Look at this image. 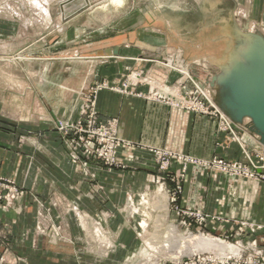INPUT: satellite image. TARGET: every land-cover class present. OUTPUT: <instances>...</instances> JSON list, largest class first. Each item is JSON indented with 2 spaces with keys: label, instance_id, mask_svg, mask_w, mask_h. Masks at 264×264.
<instances>
[{
  "label": "rangeland",
  "instance_id": "obj_1",
  "mask_svg": "<svg viewBox=\"0 0 264 264\" xmlns=\"http://www.w3.org/2000/svg\"><path fill=\"white\" fill-rule=\"evenodd\" d=\"M73 1L50 0L48 19L39 18L24 27L27 19L34 18L27 0H0V6L4 7L0 13V67L4 70L34 76L37 81L46 72L52 80L67 84L69 90L91 79L96 65L104 72L84 89L79 99L78 118L56 119L55 128L68 160L75 168L79 167L90 189L79 191L74 197L53 190L48 197L50 207L37 201L41 206L36 211L35 229L42 238L43 250L73 256L81 254L90 259L85 264H233L234 258L226 257L239 253L236 242L241 236L237 231L229 237H218L205 229L198 231L197 224L183 213L189 209L178 207L174 201L178 198L174 194L178 186L169 188L161 181L112 201L98 180L92 162L118 169L128 165L120 159L119 149L118 166L108 165L96 157H85V150L75 149L76 128H80L78 123L86 121L90 111L87 105L91 107L93 101L91 93L98 86L133 92L136 86L144 85L148 91L137 94L184 108L203 105L210 111L219 109L231 121L238 139L230 131L228 137L247 146L248 162V155L255 162L261 161L264 132L258 120L247 113L231 111L227 102H242L243 91L236 77L258 82L254 73H262L264 69L258 50L245 38L249 33L264 38L261 19L264 4L255 3L248 9L240 0H88L85 9L75 13L79 9H73L76 4ZM9 5L22 16L13 13ZM258 11L262 12L260 16ZM76 14H79L77 18ZM128 33L131 35L123 36ZM111 38L114 41L127 39L126 44L134 45L129 53L139 60L124 63L109 58L99 64L82 58L91 55L93 47ZM138 54L152 58L153 62L139 64L142 62ZM154 61L160 62L164 71L178 76L163 82L159 74L149 73V69L155 67ZM114 65H121L122 69L112 73L110 69ZM211 118L222 122L218 116ZM59 121L63 129H59ZM236 123L244 126V131L257 141V152L249 149L243 140L244 131H240ZM75 155L82 159L75 161ZM154 161L156 172L164 174L169 182L170 170H161L155 154ZM19 189L21 192L22 187ZM83 198L95 201L98 207H82ZM0 210L22 213L21 207H1ZM11 240L8 224L0 220V264H19L24 260L13 256ZM33 244L40 246L36 241Z\"/></svg>",
  "mask_w": 264,
  "mask_h": 264
},
{
  "label": "crops",
  "instance_id": "obj_2",
  "mask_svg": "<svg viewBox=\"0 0 264 264\" xmlns=\"http://www.w3.org/2000/svg\"><path fill=\"white\" fill-rule=\"evenodd\" d=\"M240 1L248 9L249 5L255 3L260 6L264 4V0ZM73 2L76 3L73 9H79L75 13L86 7L84 0ZM257 14L260 16L262 12L258 11ZM78 16L75 15L76 18ZM261 19L264 23V16ZM126 40L107 39L93 47L91 55L82 58L99 64L109 58L132 63L138 58L129 53L134 45L126 44ZM115 49L118 50L117 54L114 53ZM138 57L142 62L139 64L153 62L152 58L141 54ZM154 62V66L161 70L152 67L149 73L159 74L163 82L178 76L177 73L164 71L165 67H161L160 62ZM121 69V65H114L110 71L115 73ZM100 72L104 73L96 65L91 79L69 90L67 84L52 80L46 72L37 81L34 76L19 75L0 67V175L22 187L20 197L15 202V207H21L22 213L0 210V220L7 223L11 231L13 256L24 259L19 264H85L90 260L81 254L73 256L43 250V241L36 234L35 226L36 211L41 206L37 201L50 207L47 205L48 197L53 190L74 197L79 191L88 192L90 189L79 173V167L75 168L68 160L55 124L59 117H79V99L84 89L89 87L87 84L93 82ZM136 88L133 92L104 88L97 92L95 98L99 118L103 121L115 118L118 136L130 143L119 148V157L128 165L126 168H108L99 162H92L98 180L111 200L165 181L169 188L180 187L178 198L174 200L178 207L203 211L210 216L206 227L209 234L229 237L243 229L242 221L263 222L264 181L242 177L231 179L215 170L183 160L172 161L169 182L164 174L156 172L152 151L155 148L203 160L224 156L248 162L245 153L247 146L243 147L231 140L227 132L221 131L217 118L136 93H146L147 86ZM236 126L244 131V126L238 123ZM243 133V140L250 146L249 149L257 152V141L246 131ZM184 165L186 172L182 175ZM81 202L82 207H98L95 201L88 198H83ZM241 238H255L264 248V229L242 235ZM35 241L40 246L35 247Z\"/></svg>",
  "mask_w": 264,
  "mask_h": 264
},
{
  "label": "built area",
  "instance_id": "obj_3",
  "mask_svg": "<svg viewBox=\"0 0 264 264\" xmlns=\"http://www.w3.org/2000/svg\"><path fill=\"white\" fill-rule=\"evenodd\" d=\"M104 88V86H98L96 90L91 93L93 101H91V107L87 105L90 111L87 113V119L84 123H78L80 128L78 130V138L75 141V149L81 148L86 151L85 157H96L105 161L106 164L111 166L120 165V161L117 160V150L123 145H129L128 141L121 139L117 134V120L115 118L107 119L105 121L99 118L98 112L95 106V98L97 92ZM84 104L83 106H85ZM82 106L85 112V108ZM199 114L207 115L210 117H219L221 123L219 128L224 132H232L235 139H238L233 131L231 121L216 108L215 111H210L208 107L200 105L198 108H190ZM87 109V110H88ZM59 129H63L62 123L59 121ZM224 123V127H222ZM153 153L157 157V162L160 164L161 170H170L173 160H183L185 163H195L202 167H206L211 170H215L229 178L242 177L246 179H256L264 181V158L259 162H255L248 155L249 162L242 163L239 161H231L224 156L215 157L211 160H203L188 155H179L177 153L167 151L164 149H152ZM247 154V153H246ZM75 161L82 159L75 155ZM84 158V157H83ZM186 172V166L182 168V175ZM180 187L174 189V194L178 195ZM19 186L11 179L0 175V208L6 209L7 207H15L16 200L20 197ZM185 215L192 218V222L197 224V230H203L207 227V222L210 216L203 211L187 210L183 211ZM214 218V217H213ZM191 224V222H190ZM189 224V225H190ZM241 225L243 229L238 232L239 236L245 234L255 233L258 230L264 229V221L261 223L242 221ZM238 244L239 253L233 257H226L228 260L234 258L233 264H264V248L258 243V240L248 239L244 240L239 238L236 242ZM240 247V248H239ZM194 263V262H189Z\"/></svg>",
  "mask_w": 264,
  "mask_h": 264
},
{
  "label": "bare ground",
  "instance_id": "obj_4",
  "mask_svg": "<svg viewBox=\"0 0 264 264\" xmlns=\"http://www.w3.org/2000/svg\"><path fill=\"white\" fill-rule=\"evenodd\" d=\"M27 3H28V7L34 13V18L32 20L27 19L26 23H24V27L26 25L32 24L34 20H38L39 18L41 20H44V19L46 20V18L48 19V16H50V0H27ZM9 9H11L12 11L15 10V8L12 7L11 5H9ZM3 10H4V7L0 6V13H2ZM13 13L19 16H22V13L19 11H13ZM245 38L249 45H251L252 47L256 48V50H258L259 56L264 60V38L261 35H258L255 33L246 34ZM12 57L17 58L14 56ZM231 66L232 64L230 63V67ZM254 74L257 76V79L259 78L258 82L256 81L252 82L253 81L252 79L249 80L248 78H241V76L239 78L236 77L238 81L237 83L241 89L240 91L241 92L243 91V94L245 95L247 94V95L244 98L242 94L241 96L242 102L237 103L235 101L229 100L227 102V105L231 109V111L232 110L237 111L240 114L251 112L253 115L257 117L258 121L262 124L264 128V115L262 114L263 116L262 115L260 116V114L257 112L258 110L256 109L258 107L260 109L262 108V110L264 111V69L262 70V73H259L258 71H256ZM251 99L252 100L254 99L255 101H257L258 105L256 106L251 101ZM166 206L167 205H165V207ZM198 237H201V236L199 235ZM193 238L195 237H192V239Z\"/></svg>",
  "mask_w": 264,
  "mask_h": 264
},
{
  "label": "water",
  "instance_id": "obj_5",
  "mask_svg": "<svg viewBox=\"0 0 264 264\" xmlns=\"http://www.w3.org/2000/svg\"><path fill=\"white\" fill-rule=\"evenodd\" d=\"M86 3H87V5L89 4V1L88 0H86ZM111 52V51H110ZM107 53H109V51H107ZM114 53H118V50L117 49H115L114 50ZM251 101L257 106L258 105V102L257 101H255L254 99L252 100L251 99ZM259 106H260V104H259ZM262 106V105H261ZM258 111V113L260 114V116L263 114L264 115V111L262 110V108L260 109V108H256ZM247 114H249V115H251V116H253L256 120H258L257 119V117L255 116V115H253L251 112H248ZM262 115V116H263ZM258 124L262 127V130L264 131V128H263V126H262V124L258 121Z\"/></svg>",
  "mask_w": 264,
  "mask_h": 264
}]
</instances>
